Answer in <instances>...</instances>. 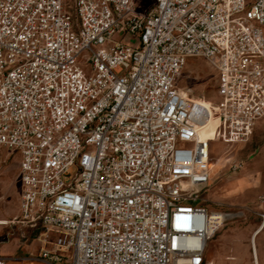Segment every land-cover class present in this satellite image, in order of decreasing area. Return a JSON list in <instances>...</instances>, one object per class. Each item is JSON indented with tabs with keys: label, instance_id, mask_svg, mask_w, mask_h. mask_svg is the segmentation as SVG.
I'll use <instances>...</instances> for the list:
<instances>
[{
	"label": "built area",
	"instance_id": "built-area-1",
	"mask_svg": "<svg viewBox=\"0 0 264 264\" xmlns=\"http://www.w3.org/2000/svg\"><path fill=\"white\" fill-rule=\"evenodd\" d=\"M135 3L0 0V149L39 264H210L238 216L206 206L199 133L212 119L245 144L264 120V0ZM192 59L215 74L212 114L176 87Z\"/></svg>",
	"mask_w": 264,
	"mask_h": 264
},
{
	"label": "rangeland",
	"instance_id": "rangeland-1",
	"mask_svg": "<svg viewBox=\"0 0 264 264\" xmlns=\"http://www.w3.org/2000/svg\"><path fill=\"white\" fill-rule=\"evenodd\" d=\"M153 3L154 0H137L135 8L146 11ZM176 87L194 103L202 100L214 104L218 99L215 74L199 59L188 62ZM209 156L216 168L211 171V184L204 195V199L208 200L206 206L209 211L238 216L228 220L212 236L205 259L216 261V264H252L249 233L258 227L261 222L259 213L264 211V120L257 122L250 140L245 144L212 142ZM234 167L237 169L233 170ZM222 185L235 186L234 195L219 198L216 191ZM19 201L18 159L0 149V222L6 223L0 226V256L7 259V264H37L40 245L36 239L39 230L21 223ZM260 243H264V239Z\"/></svg>",
	"mask_w": 264,
	"mask_h": 264
},
{
	"label": "crops",
	"instance_id": "crops-1",
	"mask_svg": "<svg viewBox=\"0 0 264 264\" xmlns=\"http://www.w3.org/2000/svg\"><path fill=\"white\" fill-rule=\"evenodd\" d=\"M214 167L216 168V166H214V164H211V168L214 169ZM210 181H211V179H210ZM210 184H211V182H210ZM210 184H209V187H210ZM235 191H236V189H235V186H233V185L232 186L231 185H222V186H219V188L216 191V194L219 198H227V197H232V195H234ZM211 212H214V211H211ZM216 212H220V211H216ZM259 214H260L259 217L261 220V215H264V211L259 213ZM223 226L224 225L220 226L215 231V233L217 234L220 231V229H222ZM260 226H262V229L255 236L254 240H255L256 249H257L258 261H260L259 264H264V243H260V241H263V239H264V223L262 222V220H261L260 224L258 225V227H260ZM258 227L252 229L251 232L249 233L250 234L249 242H251L252 237L254 235V232L257 230ZM250 250H252V249H250ZM31 251L34 253V250H31ZM0 258L5 259L6 264H7V259L4 256H0ZM251 259H252V256H251ZM215 262L216 261H213V260L210 261L211 264H216ZM37 264H39V263H37Z\"/></svg>",
	"mask_w": 264,
	"mask_h": 264
},
{
	"label": "bare ground",
	"instance_id": "bare-ground-1",
	"mask_svg": "<svg viewBox=\"0 0 264 264\" xmlns=\"http://www.w3.org/2000/svg\"><path fill=\"white\" fill-rule=\"evenodd\" d=\"M185 96V95H184ZM186 97V96H185ZM197 106L200 107V110L203 112H208L210 114L213 113V104L210 102L205 101H198L195 103ZM203 126L200 129L199 136L202 140L212 141L214 142V131L216 127V122H214L212 119L208 120L207 122H203ZM6 223L0 222L1 225H5ZM262 226H260L255 232L252 237V240L250 242L251 247V256H252V264H259L260 261H258V255H257V249L255 244V236L261 231ZM210 263V262H209ZM211 264V263H210Z\"/></svg>",
	"mask_w": 264,
	"mask_h": 264
}]
</instances>
